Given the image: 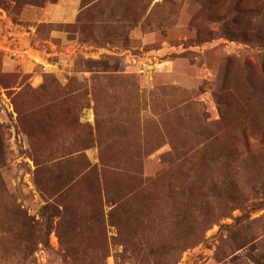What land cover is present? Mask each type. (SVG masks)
Masks as SVG:
<instances>
[{
    "label": "rangeland",
    "instance_id": "rangeland-1",
    "mask_svg": "<svg viewBox=\"0 0 264 264\" xmlns=\"http://www.w3.org/2000/svg\"><path fill=\"white\" fill-rule=\"evenodd\" d=\"M249 191L264 0H0V264H264Z\"/></svg>",
    "mask_w": 264,
    "mask_h": 264
},
{
    "label": "trees",
    "instance_id": "trees-1",
    "mask_svg": "<svg viewBox=\"0 0 264 264\" xmlns=\"http://www.w3.org/2000/svg\"><path fill=\"white\" fill-rule=\"evenodd\" d=\"M87 144H88V141H87ZM109 172H110V170H108L107 168H103L102 169V177H104V176H107L108 174H109ZM90 175H91V177L93 178V181H94V183H95V185H98V182L97 181H99V175H97L96 174V172H94L93 170L91 171V172H88ZM77 181L75 180V178L74 177H71V179L70 180H68L66 183H65V186L67 185L68 186V188L70 187V186H72V185H74L75 183H76ZM150 182H152V180L150 181ZM249 193H251V194H253L252 192H250L249 191ZM253 198H255L254 199V201L252 202L253 204H252V208L253 209H257V208H260V207H262L263 205H264V199L263 200H257V197L253 194ZM236 199V197H231V200L233 201V200H235ZM45 207H49L50 208V206L48 205V206H44V208ZM52 208H53V215H63V214H65V212H66V209L65 208H63L62 209V211H60V210H57L56 208H54L53 206H51ZM226 207V206H225ZM228 208V207H227Z\"/></svg>",
    "mask_w": 264,
    "mask_h": 264
}]
</instances>
